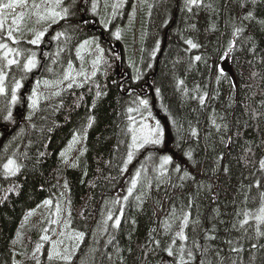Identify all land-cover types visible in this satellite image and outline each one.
<instances>
[{"label": "trees", "instance_id": "trees-1", "mask_svg": "<svg viewBox=\"0 0 264 264\" xmlns=\"http://www.w3.org/2000/svg\"><path fill=\"white\" fill-rule=\"evenodd\" d=\"M12 1L0 0V44L21 55L41 45L46 52L38 51L31 71L24 64L32 55L4 72L0 264H179L181 247L188 264H264V223L255 219L264 205V0H111L101 17L92 11L96 0H65L70 14L38 45L29 43L36 24L26 29L38 14L28 9L9 23L1 10ZM9 30L23 39L13 42ZM49 31L62 35L44 43ZM85 41L95 46L82 58ZM230 43L237 88L220 70ZM6 52L0 48L2 64ZM151 105L164 140L129 160L132 121ZM82 113L86 122L73 127ZM165 157L173 160L161 165ZM9 160L14 174L4 167ZM137 171L128 195L127 177ZM41 212L39 230L24 227ZM185 214L186 242L176 236ZM47 226L63 227L58 240L43 239ZM72 243L70 260L49 258L55 246Z\"/></svg>", "mask_w": 264, "mask_h": 264}, {"label": "rangeland", "instance_id": "rangeland-1", "mask_svg": "<svg viewBox=\"0 0 264 264\" xmlns=\"http://www.w3.org/2000/svg\"><path fill=\"white\" fill-rule=\"evenodd\" d=\"M107 1H111V0H96V2H95V8H92V11H94L97 16L101 17L105 13V11L102 12V9H104L106 11L108 9L107 6H106V4H105ZM12 4H14V6L12 8L3 7L5 9L2 10V13L8 14L7 19H9V20H7V21H9V23L10 22H14L15 24H17V22H20L21 21V18L20 17H17L16 20L15 19H11V17H13L15 14H18V13H26V11L28 9H33V11H36L35 13L38 14V16H35L34 15L35 18H36V20H37V23H35L33 21H29L27 23V25H26V29H27L30 24H36L35 27L33 28V30L29 32V38L31 37L32 40L36 37V34H38L40 32H43V30H44V36L41 38V40L43 38H45L47 36L48 28H50V30H51L53 28V26L55 24H57L58 22H60L63 18L66 19L67 16L70 14V10H71V5L65 4V0H60L59 6H57V0H35L34 3H32V4H29L28 2H26L24 4H20V3H15V1H12ZM99 4H101V5H99ZM65 8L68 10L67 11V14H63V9H65ZM109 8H110L109 15H113L114 12H115L113 5H110ZM50 10H54L56 12L61 13L62 16H63V18H60V17L53 18V17H51L49 15ZM139 15H140V13L138 14V19H139ZM134 16L135 15L133 13L132 16H131V18H134ZM107 19H108V17L106 18V20H104V22L105 23H110V21H107ZM116 19H120V18L118 16H116V17H114V20H116ZM127 21H128V18H126V22ZM93 24H95V23L93 22ZM123 24L124 23H117L116 24V27H121V26H123ZM21 26H23V25H19V26H16L14 28H18V27H21ZM20 36L21 35H18V34L15 35V33L12 32V37H13L12 40H13V42L15 41V43H16L18 41H21L22 38ZM48 36H49V39H47L44 43H50V41H52L53 39H55L56 36H57V32L55 34L51 35V32L49 31ZM94 46H95V43L93 41H89L88 43H85L81 47V56H82V58L84 57V55L89 54V52L94 48ZM33 51H34L35 55H37L38 54V51H39V48L36 49V50H33ZM44 51H45V49L41 45L40 51H39V53L41 54L40 55L41 58H44V53L46 52V51L45 52ZM31 55L32 54H26L25 53L23 56L26 57V58H28V56H31ZM230 55H231L230 52L227 53V55H226L227 58L220 64V70L225 75H229L228 73H225L224 72V69L227 68V67H229L230 64H231ZM20 57H21V54L20 53H19V55L15 54L14 52L9 53L7 55V58L5 57L4 64H2L0 62L2 64V65H0V72H2L5 77H7L4 74V72L6 70L10 69L11 66L16 65V64H13V65L9 66L8 63H7L8 59H15V60H17L19 62ZM81 67L83 68L84 71H86V69H87L86 65H82ZM69 70H71V69H69ZM86 77H90V75L87 73ZM70 79H71V77H66V81L67 82ZM119 80H120V77H119ZM3 86H4V84H3ZM4 88L6 90V87L5 86H4ZM50 91L51 92H55L53 90H50ZM46 92L47 91H44L42 93V96L43 97H44V95H45ZM148 92H150V91L148 90ZM77 95H79V94H77ZM152 105H151V109H150V112H152V113H148L145 116L141 117L140 119H135V120L132 121V131L131 132H132V144H133V147H132V150H131V154H132V159L133 160L135 159V156L137 154V151H139L140 149H142L147 144H150L151 143V142L145 143L144 142V138L145 137H149L151 130L155 129L156 124L159 123L158 120H157V118L155 117L156 116V113L154 112V110H153L154 109V106H152ZM85 122H86L85 115H83V113H82L81 116L79 115L76 118V122L74 121V123H73L72 126L79 128V127H82ZM160 129H161V127H160ZM161 131H162V129H161ZM134 136L136 137V143H135V145L133 143V137ZM151 138H154V136H152ZM162 139H163V135H162L161 141H162ZM82 141L83 140L80 139V141L78 143H76L75 145L71 146V154H68L67 153L66 155L67 156H70L71 159H74L75 156H77L80 153V151H81ZM172 160H173V157L171 158V161ZM175 162H181V161L176 158L175 159ZM163 163H164V160H162L161 165ZM14 167H15V165H14ZM137 173H139V176H137ZM139 179H140V172L139 171L135 172V174L134 173H130L128 175V177H127L128 184L130 185L129 188L132 187L133 180H135L136 181V184H137L138 181H139ZM64 183L66 184V181L65 180H63V184L62 185H64ZM64 187L62 186L61 191L64 190ZM59 194L63 196V195L66 194V192H61ZM121 197H124V194H121ZM118 201H119V203L123 204L125 202V199H118ZM113 205L117 206L116 203H113ZM37 216L38 215L36 214L35 217H37ZM39 217L40 218L37 221L29 220L28 226H26V223L28 221V220H26V222L24 224V227L27 228V229H31L33 231H34V228H35L36 231L39 230L43 226V224H44L43 223V220L45 219V216L41 212V213H39ZM51 222L52 221H49L48 223H51ZM104 226L105 225L103 224V225L100 226V228H104ZM47 229H49V226L46 227L45 231L43 232L42 237H44V236L49 237V236H51L53 234H56L55 240H58L59 235L63 231V227H60L58 229L55 227V228H53V230L51 232H49V231L47 232ZM112 238H114V237H112ZM112 238H110V239H112ZM39 246H41V245H39ZM62 249H67L66 245H64L63 247H57V246H55L53 248V250H51L50 256L53 257L54 259H57V260H60L59 257H61V256H71V254L73 252H75L76 246H75L74 243L70 244L69 247H68V249L63 254L60 253ZM59 263H61V262H59Z\"/></svg>", "mask_w": 264, "mask_h": 264}, {"label": "snow or ice", "instance_id": "snow-or-ice-1", "mask_svg": "<svg viewBox=\"0 0 264 264\" xmlns=\"http://www.w3.org/2000/svg\"><path fill=\"white\" fill-rule=\"evenodd\" d=\"M26 2H27V0H15V3H20V4H24V3H26ZM187 2H188V4H190V5H199V4L202 3V0H187ZM59 3H60V0H57V6H59ZM13 6H14V4H12V3H9V4H5V5H3V7H6V8H12ZM116 7H119V5H116ZM209 7H211V6L209 5ZM93 8H95V4L93 5ZM189 10H191V9H189ZM67 11H68V10H67L66 8L63 9V14H67ZM49 15H50L51 17H53V18H55V17L63 18V16H62L61 13L56 12V11H54V10H50ZM246 18H247V17H246ZM54 22H55V21H54ZM2 26H3V22H2V20H0V27H2ZM240 31H241V29H239V28L236 29V32H240ZM60 35H62V33H57L56 38H59ZM8 36H9L10 39H13V37H12V33H11V30H9V32H8ZM43 36H44V32H40V33H38V34L36 35V37H35L33 40L29 41V43H32V44H38ZM116 36H117V38H119V32L116 33ZM14 42H15V41H14ZM85 43H88V42L85 41ZM187 44H188L190 47H192V48H197V47H198V45L195 44V43H193L192 40H188V41H187ZM234 46H235L234 43H230V45H229V49H228V50L231 51L232 48H233ZM0 48H5V49H7V52L5 53V57H6V58H7V55H8L9 53H12V52H14V51L16 52L17 55H19V52H18V51L13 50V49H9L8 46H7L6 44H0ZM195 59H196V60H200L201 57H200V56H196ZM7 63H8L9 66H11V65H13V64H17L18 61L15 60V59H8ZM36 64H37V61H36V59H35V53H33L32 56L29 57V58L27 59L26 63L24 64V68H25L27 71H31L32 68H34V67L36 66ZM4 80H5V76L3 75L2 72H0V94H3V93L5 92V88H4V86H3ZM38 83H39V82H38ZM45 83L47 84L48 82L45 81ZM20 87H21L20 83L17 82L16 85H15V88L13 89L12 97H11V100H12V103H13V104H14V103L16 102V100H17L16 90L19 89ZM57 95H59V93H57ZM31 99H32V105H33V107H36V105H37V100H36L35 98H31ZM201 102L203 103V98L201 99ZM141 103L144 104L145 106L147 105V101H146V100L141 101ZM8 115H9V118H10V117H11V112H9ZM195 134H196V133L193 132V135H195ZM162 135H163V133H162V131H161V129H160V125H159V123H157L156 126H155V129L151 130L149 137H145V138H144V142H145V143H147V142H151L152 144H159V143H161ZM152 136H154V138H151ZM133 143H134V145H135V143H136V137H135V136L133 137ZM190 155H191V154H189V157H190ZM128 159H129V160L132 159V154H131V153H129ZM170 160H171L170 157H165V158H164V163H169ZM14 165H15V161H13V160H9L8 163H7L4 167H5V169H6L7 171H9V172H11V173L14 174L15 171L18 170V168H17V167H14ZM261 166L264 167V162H262ZM176 171H180V169L177 168ZM185 175H187V173H185ZM137 176H139V173H137ZM135 187H136V181L133 180V182H132V187L128 189V194H129V195H131L132 190H133ZM126 199H127V197H125V200H126ZM45 203H51V202H50V201H45ZM248 215H249L248 213H245V216H248ZM189 216H190V214H185V215L183 216L182 221H181V230L178 231V232L176 233V236H178L179 239H180L181 241H185V242L187 241L188 237L185 235L183 229H184L185 227H187V225L189 224ZM111 218H112V217L109 216V219H111ZM255 219H256L258 222L264 223V205H262V206L260 207V209H259V214L255 216ZM247 222H248L247 219H245L242 223H247ZM119 223H120L119 219L115 220V225H116V226H119ZM80 235H81V237H82L83 234H80ZM207 238H208V239H214L215 237L209 236V237H207ZM43 239L47 240L48 237H47V236H44ZM173 243H175V241H173ZM229 243H231V242L229 241ZM37 250H39V247H38ZM240 250H242V249L232 248V251H240ZM180 253H181V255H180V257H179V264H188V261H186L185 258H184V254H183V253H184V249H183V247L180 248ZM168 255H169V256H172V255H173V252H172V249H171V248L168 249ZM187 255H188L189 257H191V256H192L191 251H189V252L187 253ZM49 258L51 259V256H50ZM63 259H65V260H70V259H71V256H65V257H63ZM221 264H222V262H221Z\"/></svg>", "mask_w": 264, "mask_h": 264}, {"label": "water", "instance_id": "water-1", "mask_svg": "<svg viewBox=\"0 0 264 264\" xmlns=\"http://www.w3.org/2000/svg\"><path fill=\"white\" fill-rule=\"evenodd\" d=\"M224 71L229 74V76L231 77L235 87L237 88V77H236V74L233 70L232 63H231V67L225 68Z\"/></svg>", "mask_w": 264, "mask_h": 264}, {"label": "bare ground", "instance_id": "bare-ground-1", "mask_svg": "<svg viewBox=\"0 0 264 264\" xmlns=\"http://www.w3.org/2000/svg\"><path fill=\"white\" fill-rule=\"evenodd\" d=\"M225 67V66H224Z\"/></svg>", "mask_w": 264, "mask_h": 264}]
</instances>
